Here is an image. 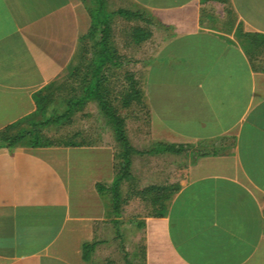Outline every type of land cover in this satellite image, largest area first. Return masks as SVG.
<instances>
[{"label": "crops", "instance_id": "1", "mask_svg": "<svg viewBox=\"0 0 264 264\" xmlns=\"http://www.w3.org/2000/svg\"><path fill=\"white\" fill-rule=\"evenodd\" d=\"M103 1L109 97L125 71L141 90L117 105L127 170L92 97L42 129L72 123V143L0 139V264H264V0ZM90 24L84 0H0V132L29 129L35 96L92 61Z\"/></svg>", "mask_w": 264, "mask_h": 264}, {"label": "trees", "instance_id": "2", "mask_svg": "<svg viewBox=\"0 0 264 264\" xmlns=\"http://www.w3.org/2000/svg\"><path fill=\"white\" fill-rule=\"evenodd\" d=\"M84 1L91 16V24L88 32L82 36V40L86 42L88 40L93 41V45L91 46L92 61L80 66L69 65L66 70V81L63 84H50L48 88H46V93L37 94L35 96L37 107L35 116H37L38 119L31 122V127L26 130H18L12 133L11 130L15 125L8 126L0 132V139L9 147H12L24 138L33 146L60 144L62 142L61 138L55 139L47 136L43 133V127L50 124H57L63 119H68L72 115V109L75 105L92 97L98 101L102 112L112 126L114 137L122 148V169L126 171L129 163L127 154L132 149L125 133L124 117L117 112V105L127 107L133 102L140 103L141 90L133 73L131 71H125L123 72V79L125 80L123 90L121 93H118V97H109L111 84L109 75L111 74L114 76L115 73L112 71V68L115 69L119 67V62L115 60L117 57L116 50L110 47L108 41L110 34L108 17L110 14L104 11L103 0ZM118 12L130 17L135 15L127 10H118ZM132 36L136 40H141L149 36V32H144L143 29L136 27L132 30ZM83 51L85 56L89 55L90 50L87 43L83 47ZM78 73H81L82 76L77 82V87L82 90V94L80 96H74L75 87L73 86V76ZM112 85H115L114 81ZM62 91H66L64 96L61 94ZM61 107L64 108V111L60 110ZM72 137L73 136H69L67 139L70 143H72ZM120 178L121 176L116 177L112 184L114 196H117L116 187ZM100 187L101 186L98 185V188ZM152 189L153 187L147 190L149 191ZM155 189L158 190V187ZM162 199V193L156 195L157 201L161 202Z\"/></svg>", "mask_w": 264, "mask_h": 264}, {"label": "rangeland", "instance_id": "3", "mask_svg": "<svg viewBox=\"0 0 264 264\" xmlns=\"http://www.w3.org/2000/svg\"><path fill=\"white\" fill-rule=\"evenodd\" d=\"M72 131H73L72 123L67 125L66 128L63 129L61 128L59 130L55 129L54 126L47 129L48 134H50V136H54L53 138L55 137L67 138L69 137V134H71Z\"/></svg>", "mask_w": 264, "mask_h": 264}]
</instances>
